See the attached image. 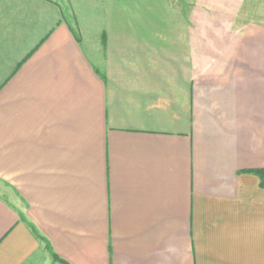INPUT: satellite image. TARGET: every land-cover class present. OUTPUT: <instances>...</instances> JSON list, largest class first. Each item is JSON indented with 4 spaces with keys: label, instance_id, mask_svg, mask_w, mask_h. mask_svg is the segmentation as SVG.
Listing matches in <instances>:
<instances>
[{
    "label": "crops",
    "instance_id": "1",
    "mask_svg": "<svg viewBox=\"0 0 264 264\" xmlns=\"http://www.w3.org/2000/svg\"><path fill=\"white\" fill-rule=\"evenodd\" d=\"M215 2L0 0V264H264V22Z\"/></svg>",
    "mask_w": 264,
    "mask_h": 264
},
{
    "label": "rangeland",
    "instance_id": "2",
    "mask_svg": "<svg viewBox=\"0 0 264 264\" xmlns=\"http://www.w3.org/2000/svg\"><path fill=\"white\" fill-rule=\"evenodd\" d=\"M239 4L242 3L243 6L241 7L239 11V18L240 20L245 21H254V22H264V0H238ZM229 0H216L215 2V8L219 9L217 12H208L214 20L217 19H225L226 15L224 13V8L226 5H228ZM222 5L221 7H219ZM225 6V7H224ZM204 15V14H203ZM83 19L82 16L78 17L75 13H72L69 16L70 24L75 27L73 22H78L76 20ZM77 25V24H76Z\"/></svg>",
    "mask_w": 264,
    "mask_h": 264
},
{
    "label": "trees",
    "instance_id": "3",
    "mask_svg": "<svg viewBox=\"0 0 264 264\" xmlns=\"http://www.w3.org/2000/svg\"><path fill=\"white\" fill-rule=\"evenodd\" d=\"M256 174L258 175L260 179V186L264 188V171L256 172ZM55 260L58 261L59 259L55 257Z\"/></svg>",
    "mask_w": 264,
    "mask_h": 264
}]
</instances>
